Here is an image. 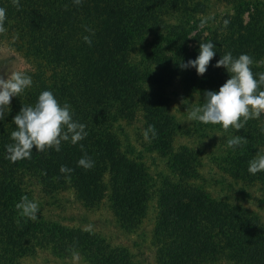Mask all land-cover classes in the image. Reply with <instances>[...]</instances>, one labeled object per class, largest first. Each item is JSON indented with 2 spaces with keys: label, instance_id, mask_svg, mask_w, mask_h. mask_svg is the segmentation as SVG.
Here are the masks:
<instances>
[{
  "label": "trees",
  "instance_id": "16d2710c",
  "mask_svg": "<svg viewBox=\"0 0 264 264\" xmlns=\"http://www.w3.org/2000/svg\"><path fill=\"white\" fill-rule=\"evenodd\" d=\"M19 3L21 8L17 10L12 0H0V7L7 10V31L0 34V41L24 59L28 68L23 71L32 77L31 87L11 98V111L0 120V264H19L21 258L37 252L59 259L78 256L87 264H139L127 247L111 243L98 232L51 221L41 213L35 221L21 216L15 205L23 195L30 199L28 187L32 185H37L51 204L70 190L74 200L89 211L106 198L122 234L136 232L155 193L157 212L151 234L154 264H264V224L254 212L212 198L195 182L197 151L173 147L185 129L153 98L161 96L164 88L155 84L150 94L144 89L150 62V67L162 65L167 77L175 79L191 96L196 91H219L230 78L224 67L214 66L209 73L212 78L197 75L193 67L182 69L179 62L191 58L188 52L174 55L177 62L164 55L186 42L201 19H195L186 30L178 27L180 21L167 24L160 8L165 5L173 9L174 0H82L79 6L73 0ZM86 27L96 29L99 35L93 36ZM111 29L124 36L120 49L133 36L140 42L141 36L150 33L153 44L148 57L153 58L140 60L136 67L124 63L116 53L104 55L111 46H105L101 37L103 31ZM84 36H90L95 49L89 48ZM83 56L93 61L94 73L77 66L76 58ZM44 90L52 91L61 104H70L73 119L86 125L88 135L76 145L62 142L59 152L54 148L38 152L34 148L31 159L13 163L6 158L5 147L13 142V117L23 104L34 105ZM137 115L143 132L150 124L157 130L154 139L140 143L142 148L166 155L171 175L159 178L157 185L145 164L131 158L128 144L124 143L123 149L114 129L120 119L131 121ZM250 125L249 120L245 127ZM255 137L248 134L246 145L233 148L235 154L247 157L243 165L231 156L224 159V166L233 176L235 173L246 183L264 188V171L255 175L248 172L249 161L256 154ZM81 144L95 161L91 169L78 166L84 155ZM61 165L74 171L62 174Z\"/></svg>",
  "mask_w": 264,
  "mask_h": 264
},
{
  "label": "rangeland",
  "instance_id": "374dc122",
  "mask_svg": "<svg viewBox=\"0 0 264 264\" xmlns=\"http://www.w3.org/2000/svg\"><path fill=\"white\" fill-rule=\"evenodd\" d=\"M115 5L118 7L117 4ZM167 7L163 5L160 8L161 11H164L161 14L167 24L177 25L181 23L178 27L183 30L189 29L195 19L204 17H211V19L203 28L200 25L193 28L187 35L188 40L179 44L176 50L169 54L164 53L166 58L174 59L177 62V58H172L174 55H184L183 52H188L191 56L189 59L194 60L199 55L200 43L212 41L216 45V55L210 62L204 76L211 77L209 73H212L216 61L227 52H231L234 57H238L240 54L250 55L254 60L253 73L264 72V64L257 66L260 61H264V0H174V8ZM224 20L229 21L227 27L224 26ZM93 32V36L99 35L96 29ZM103 36L101 40L105 46H111L106 48L104 55L112 54L111 56H113L116 53L125 60L124 63L127 65L135 64L136 67L138 66L136 63L140 60L153 58L148 57V53L152 52L150 44H153L150 33L141 36L140 42L136 41L133 36L131 42L122 49L119 47L124 37L122 33L111 29L106 32L103 31ZM89 48L95 49L96 47L89 45ZM162 48L165 49V46ZM78 58H76L77 66L81 70L88 67L90 69L89 74L94 73L96 69H94L93 61L88 56ZM151 63L146 70L144 89L146 93L150 94L155 88V84L164 88L161 96H153V98L158 104L161 103L165 106L170 118H173V121L182 130L185 129L184 136L177 137L173 142V147L184 146L197 151V179H194L195 182L201 185L212 198L222 200L229 205L243 206L254 212L259 217L260 222L264 224V188L258 183H246V181L236 177L235 173L233 176L224 166L225 158L229 159L232 156L234 161L240 165H243L242 161L247 158L245 154H235L236 150L227 146V139L231 136L239 135L246 138L248 134L256 136V141L253 143L256 154L257 152H264V133L261 132V127H264V113L259 119H250L251 125L243 128L245 134L243 129L236 131L230 128L225 132L220 124L189 121V111L205 102L204 94L196 91V94L192 96L187 95L175 79L167 77L168 74L162 65H151L150 67ZM26 68L28 65L24 59L0 41V74L5 75L6 78V75L10 74L11 71H23ZM228 75L230 76L227 72V77H229ZM114 129L116 133L118 132L123 149L125 148L124 143L128 144L131 158L140 160L145 164L150 176L156 180V185L159 178L171 175L169 167L166 165V155L146 151L140 145L141 142H145V138L139 115L131 121L120 119L118 123H114ZM28 189L30 190V200L38 202L39 213L45 219L69 226L86 228L91 225L94 232L100 233L111 243L127 247L139 264H154L155 246L151 234L157 212L155 193L148 200L147 210L136 232L122 234L114 224V218L107 207L106 198L97 209L89 211L83 209L74 200L70 190L61 193L58 200L51 204L37 185H32ZM19 264L87 263L78 256L59 259L46 252H37L32 256L21 258Z\"/></svg>",
  "mask_w": 264,
  "mask_h": 264
},
{
  "label": "clouds",
  "instance_id": "9594fccd",
  "mask_svg": "<svg viewBox=\"0 0 264 264\" xmlns=\"http://www.w3.org/2000/svg\"><path fill=\"white\" fill-rule=\"evenodd\" d=\"M73 2L78 6L82 4V0H73ZM12 4L17 10L21 8L19 0H12ZM6 12L5 7H0V34L7 31L5 28ZM209 19L211 17L202 18L200 27L203 28ZM223 23L227 27L229 21L224 20ZM85 30L94 35L90 28L86 27ZM84 40L91 46L90 36H84ZM215 48L216 45L212 41L201 42L199 55L194 60L189 59L186 63L179 62V66L182 69L193 67L197 75L203 76L216 55ZM253 64L254 60L248 54L234 57L231 52H227L222 55L216 61L215 67H224L230 74V78L221 85L219 91L206 90L205 102L189 111L188 120L204 124H220L227 132L230 128L236 131L241 130L250 119H259L264 113V72L254 74ZM261 64H264V61H260L257 66ZM257 75L258 79L255 78ZM31 85L32 77L25 71L13 70L6 75V78L5 75L0 74V120H3L5 114L11 111V98L20 96ZM13 122L16 126V130L10 134L13 142L5 146L6 158L13 163L31 159L34 148L38 152H45L50 148L59 152L62 142L70 141L76 145L88 135L85 130L86 125L73 119L70 104H61L54 93L49 90L42 91L34 105L23 104L20 111L13 117ZM261 132L264 133V127H261ZM143 135L146 140L154 139L157 136L155 125H148ZM247 143V138L239 135L227 139L229 148H236ZM80 148L84 151L83 144ZM94 165L95 161L84 151V155L78 161V166L88 170ZM72 171L74 169L66 165L60 166L62 174H70ZM261 171H264V152H257L255 157L249 161L248 172L255 175ZM15 207L21 216L32 221L37 219L40 212L38 202L30 200L27 195H23ZM85 231L91 233L92 226H87Z\"/></svg>",
  "mask_w": 264,
  "mask_h": 264
}]
</instances>
